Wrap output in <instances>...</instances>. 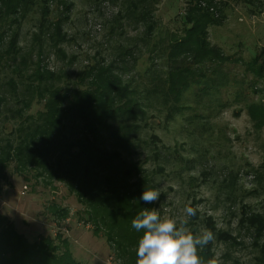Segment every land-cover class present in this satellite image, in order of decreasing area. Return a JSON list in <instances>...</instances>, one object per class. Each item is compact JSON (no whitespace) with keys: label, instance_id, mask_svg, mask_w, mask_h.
<instances>
[{"label":"rangeland","instance_id":"1","mask_svg":"<svg viewBox=\"0 0 264 264\" xmlns=\"http://www.w3.org/2000/svg\"><path fill=\"white\" fill-rule=\"evenodd\" d=\"M3 18L0 54L10 41L17 53L13 62L0 58L1 145L20 121L13 111L44 109L34 94L36 68L54 73L60 86L110 67L145 112L128 121L139 126L131 158L160 193L152 208L187 220L194 235L210 230L214 239L198 256L210 250L212 264H264V123L250 113V105L264 108V75L248 67L264 49V0H31ZM185 22L204 26L218 57L196 45L171 52ZM175 64L191 69L180 72L191 75L187 85L172 75ZM173 79L179 84L171 89ZM17 165L0 179V226L12 222L29 243L57 244L62 236L81 264L125 263L65 182ZM188 206L195 216L186 215Z\"/></svg>","mask_w":264,"mask_h":264},{"label":"trees","instance_id":"2","mask_svg":"<svg viewBox=\"0 0 264 264\" xmlns=\"http://www.w3.org/2000/svg\"><path fill=\"white\" fill-rule=\"evenodd\" d=\"M30 1L0 0V21L4 15L14 16ZM186 24L185 36L170 46L171 52H188L191 45H196L200 53L218 57V50L208 43L204 26L200 22ZM1 31L2 27L0 44ZM15 44L10 41L9 50L0 58L7 55L12 62L16 60ZM263 57L264 49L248 62L260 78L264 75ZM8 62L7 59L5 65ZM174 67V73L179 74L172 75L181 76L182 85H187L191 75L186 78L180 72L191 69L180 64ZM32 75L39 83L34 94L45 101L44 109L27 115L23 109L12 112L20 121L9 133L14 134L13 140L5 139L0 144V179L5 178L4 170L15 160L21 171L30 168L35 178L65 182L86 207L96 231L104 228L107 239L124 254V264H136L142 232H137L131 222L143 207H153V203L145 204L140 199L144 188H153L146 171L131 158L139 126L128 119H142L143 108L110 67L90 68L77 83L69 81L60 86H56L57 78L48 70L36 68ZM170 84L174 89L179 83ZM24 107H29V101ZM253 108L250 105V113L263 124L264 108ZM50 211L56 215L53 207ZM59 215L61 219L66 217V213ZM6 222L0 226V264H81L73 258L62 236L57 244L49 237L29 243L12 222ZM199 258L204 264L213 263L210 250H203Z\"/></svg>","mask_w":264,"mask_h":264},{"label":"clouds","instance_id":"3","mask_svg":"<svg viewBox=\"0 0 264 264\" xmlns=\"http://www.w3.org/2000/svg\"><path fill=\"white\" fill-rule=\"evenodd\" d=\"M160 193L146 189L140 197L145 204L159 199ZM196 209L186 207L188 217L196 215ZM132 227L142 232L136 249V264H204L198 256V247L214 239L210 230L194 235L187 228V220L161 217L156 208L143 207L133 218Z\"/></svg>","mask_w":264,"mask_h":264}]
</instances>
